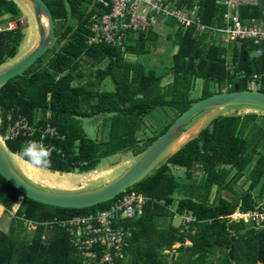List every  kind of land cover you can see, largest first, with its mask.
<instances>
[{
  "label": "trees",
  "instance_id": "trees-1",
  "mask_svg": "<svg viewBox=\"0 0 264 264\" xmlns=\"http://www.w3.org/2000/svg\"><path fill=\"white\" fill-rule=\"evenodd\" d=\"M44 1L53 14L57 46L24 76L0 89V136L7 135L20 114L33 123L49 122L65 136L50 140L56 151L47 157L26 155V138L6 139L12 154L38 168L60 174L93 172L112 156H140L204 98L225 90L245 91L254 82L264 93V44L224 45L212 32L178 27L168 35L178 45L170 67L164 72L148 70L126 56L148 54L159 37L155 30L132 36L124 51L107 44L92 47L90 28L111 6L100 0ZM195 4L201 6L204 23L224 24L220 16L226 7L220 0H178L183 7ZM241 16L264 24V0L242 6ZM13 20L18 28L0 32V66L19 56L28 26L16 0H0V24ZM197 80L202 81L198 91ZM110 84L114 89H108ZM159 108L171 109L174 118L148 135L143 120ZM100 115L106 122L105 134L95 140L84 134L82 119ZM259 133L264 136V117L256 113L222 115L168 163L128 188L127 192L143 193L148 200L143 213L127 222L134 226V234L126 258L116 264H264V223L257 226L233 219L238 207L248 212L264 203V151L253 147L257 143L250 147V137ZM173 166L185 169L184 180L172 172ZM241 180L248 184L242 194L233 187ZM216 188L229 191L230 197L221 191L214 201ZM176 192L182 198L174 210ZM110 203L78 209L47 206L23 197L0 174V206L11 213L19 205L9 229H0V264H87L64 228L46 224L96 212ZM185 211H192L197 220L189 226L175 225L176 215ZM30 226L35 228L28 232ZM187 240L191 244H185Z\"/></svg>",
  "mask_w": 264,
  "mask_h": 264
},
{
  "label": "built area",
  "instance_id": "built-area-1",
  "mask_svg": "<svg viewBox=\"0 0 264 264\" xmlns=\"http://www.w3.org/2000/svg\"><path fill=\"white\" fill-rule=\"evenodd\" d=\"M111 6L110 12L101 15L92 24L88 37L89 46L111 45L124 51L132 36L155 29L157 25L175 21L179 27H194L196 33L212 32L224 45L236 41H253L264 44V24L257 18L245 19L241 16L242 6L257 5L259 0H220L226 9L220 16L224 24H207L201 17V6L178 5V0H100ZM19 27L17 21L0 24V32ZM5 142L9 138H26L29 144L35 142L51 155L56 151L52 139H63L58 128L49 122L33 123L23 114L9 126ZM21 198L20 201H23ZM148 197L137 191L123 192L111 200L108 207L75 215L70 218H57L46 225L64 228L71 243L81 256L88 259L87 264H116L126 258L127 248L134 234V226L127 224L143 213ZM182 225L189 226L197 220L192 211L182 215ZM238 220L263 226L264 203L254 210L235 213ZM234 220H237L234 218Z\"/></svg>",
  "mask_w": 264,
  "mask_h": 264
},
{
  "label": "water",
  "instance_id": "water-1",
  "mask_svg": "<svg viewBox=\"0 0 264 264\" xmlns=\"http://www.w3.org/2000/svg\"><path fill=\"white\" fill-rule=\"evenodd\" d=\"M32 9L34 22L37 26V43L21 59L12 60L13 63L0 66V89L10 80L24 76L26 72L49 50L57 46L59 37L55 32L53 14L44 0H24ZM45 20V24H44ZM65 44V42L63 43ZM250 107L264 110V93L260 92L254 82L252 87L245 91H233L215 94L196 102L185 111L171 127L158 137L140 156L135 163L117 179L105 183L92 190H80L72 192H56L46 189L28 181L12 165L9 155L12 154L6 142L0 136V174L14 186L23 197L42 203L47 206L78 209L100 203L108 202L117 195L127 191L141 180L151 175L155 170L181 152L187 144L208 128L215 119L222 116L227 108ZM207 112V114L192 121ZM192 123V124H191ZM191 124V125H190ZM190 125V126H189ZM240 212V207L236 213Z\"/></svg>",
  "mask_w": 264,
  "mask_h": 264
},
{
  "label": "rangeland",
  "instance_id": "rangeland-1",
  "mask_svg": "<svg viewBox=\"0 0 264 264\" xmlns=\"http://www.w3.org/2000/svg\"><path fill=\"white\" fill-rule=\"evenodd\" d=\"M16 1L20 4V7L23 10V14L27 20V25H28L27 28L25 29V37H24L23 45L20 50L19 56L16 58L17 60L24 57L36 45L38 32H37V26L34 22L31 8L23 0H16ZM178 27L179 26L175 21L168 22L167 24L157 25L154 30L159 34V37L155 44L153 43L150 45L151 51L148 54L142 56L128 55L126 57L128 59H132L141 64H144L148 70L153 69V70H158L160 72H164V70H167L170 67L172 54H175L178 50V45L174 44L173 41L169 39L168 35L170 33L172 34L175 33ZM56 29L57 32L60 31V25L57 24ZM13 62L10 61L9 64ZM201 86H202V81L197 80L196 82L197 91L201 89ZM112 88L114 89V87L110 84L108 86V89H112ZM250 113H256L264 117V110L250 108V107H243V106L227 108L222 115L223 116L235 115V114L245 115ZM206 114L207 112H204L200 116L196 117L192 121V123L196 122L198 119L203 118ZM173 118H174V112L171 109L159 108L144 118L143 120L144 128L147 129L146 132L148 135H152L155 132L158 133L166 125L171 123ZM105 125L106 122L104 119V115L86 117L82 119V127L84 130V134L89 138L95 140L99 139L105 134ZM250 141H251L250 147L252 146V144L257 143V146H253V147H255L257 151H264V136L263 137L260 136V133L251 136ZM9 158L13 167L21 175L25 174L27 176L26 178H28V181H30L31 183H33V181L39 183V180L29 177L27 173V169L26 167H24L23 162L25 161L14 155H9ZM136 158L137 157L133 153L118 154L110 158L104 159L101 162V164L98 166L97 170L93 172H89L87 174H79L75 172V173L61 175L60 173L51 172L49 170L43 169L42 171L43 173L41 172L39 176H41V178H48V179H43L46 182L57 184L53 186L55 188V190L53 191L56 192H72L65 190H72L71 187L73 185H74L73 190H77V191L92 190L120 177L128 168H130L135 163ZM252 167L253 165H250L247 168V173H249ZM171 169L176 176L184 180L185 169L174 166L171 167ZM240 182L235 186L233 185V187L235 191L242 194L245 190H247L248 184L246 185L245 183H243L242 185ZM58 184L60 186H58ZM221 191L223 192V190L218 189L217 194L222 193ZM255 192L257 195H259V187L256 188ZM224 196L230 197L229 191H224ZM181 198L182 195L179 192H176L174 195V201L171 206L172 209L176 210L179 204V200ZM1 213L2 211L0 212V214ZM234 218L238 220V217H234ZM11 223H12V217L10 216V214L8 212L4 213L0 220V229L3 231L8 230ZM174 223L177 225H180L182 223V218L179 214L176 215L174 219ZM32 230L33 229L30 226L28 228V232ZM185 244H190L189 240L185 241ZM178 245L179 243H176L175 245H173V247L176 248Z\"/></svg>",
  "mask_w": 264,
  "mask_h": 264
},
{
  "label": "crops",
  "instance_id": "crops-1",
  "mask_svg": "<svg viewBox=\"0 0 264 264\" xmlns=\"http://www.w3.org/2000/svg\"><path fill=\"white\" fill-rule=\"evenodd\" d=\"M14 156H17V157H19L18 155H15L14 154ZM20 158V157H19ZM24 161V160H23ZM26 162V161H25ZM28 163V162H27ZM32 165V164H31ZM84 174H87V173H84ZM242 181V180H241ZM33 183H35V184H37L38 186H40V187H43V188H46V189H50V190H55V188L53 187L54 185H57V184H53V183H50V182H46V181H44V180H42V181H39V183H36L35 181H33ZM242 185H243V183H244V181H242V182H240ZM247 185V184H246ZM58 186H60L59 184H58ZM62 186V185H61ZM74 186V185H73ZM73 186L71 187V189L72 190H65V191H77V190H73ZM248 186V185H247ZM62 188V187H61ZM76 188H78V187H76ZM248 188V187H247ZM217 190H215V193L213 194V196H212V198H213V200L215 201V200H217L218 198H219V196H220V193H218L217 194V191H218V188H216ZM216 194V195H215ZM223 195H224V192L222 193ZM18 207H19V205L18 206H16L15 208H14V210H13V212H11V213H9L10 214V216L11 217H13L14 216V214H15V212L17 211V209H18ZM2 211V213L0 214V220H1V217H2V215L4 214V213H6V208L5 207H3V206H0V212ZM175 224V223H174ZM175 225H177V224H175ZM181 225V224H180ZM177 226H179V225H177ZM31 228L32 229H34L35 227L34 226H31ZM188 241V240H187ZM190 242V244H191V241H189Z\"/></svg>",
  "mask_w": 264,
  "mask_h": 264
},
{
  "label": "clouds",
  "instance_id": "clouds-1",
  "mask_svg": "<svg viewBox=\"0 0 264 264\" xmlns=\"http://www.w3.org/2000/svg\"><path fill=\"white\" fill-rule=\"evenodd\" d=\"M24 152L26 155L33 157H47L49 155L46 149L39 147L35 142L27 145Z\"/></svg>",
  "mask_w": 264,
  "mask_h": 264
},
{
  "label": "bare ground",
  "instance_id": "bare-ground-1",
  "mask_svg": "<svg viewBox=\"0 0 264 264\" xmlns=\"http://www.w3.org/2000/svg\"><path fill=\"white\" fill-rule=\"evenodd\" d=\"M24 2L30 7V5L26 1H24ZM44 24H45V20H44ZM23 163H24V167H26V169H27V173H28L29 177H31L33 179H36V180H39V181L40 180H43V179H48V178H41V176H39V174H41V172L43 171V169H40V168H38V167H36L34 165H31V163H27V162H23Z\"/></svg>",
  "mask_w": 264,
  "mask_h": 264
}]
</instances>
